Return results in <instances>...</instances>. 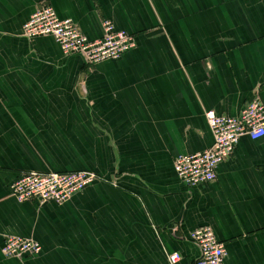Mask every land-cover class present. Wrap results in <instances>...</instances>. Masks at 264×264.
Listing matches in <instances>:
<instances>
[{
  "label": "crops",
  "instance_id": "0c3cea01",
  "mask_svg": "<svg viewBox=\"0 0 264 264\" xmlns=\"http://www.w3.org/2000/svg\"><path fill=\"white\" fill-rule=\"evenodd\" d=\"M52 7L89 40L102 22L136 39L117 61L86 65L22 26ZM264 102V0H0V264H195L191 232L210 227L224 264H264V138L239 140L216 182L182 185L173 168L213 138L205 114ZM93 172L67 203H18L21 174ZM6 237L37 258L2 255Z\"/></svg>",
  "mask_w": 264,
  "mask_h": 264
},
{
  "label": "built area",
  "instance_id": "2783aa9c",
  "mask_svg": "<svg viewBox=\"0 0 264 264\" xmlns=\"http://www.w3.org/2000/svg\"><path fill=\"white\" fill-rule=\"evenodd\" d=\"M21 31L22 36L30 42L39 38L53 39L64 57L78 56L88 66L117 61L137 46L132 34L114 31L112 23L107 20L102 22V36L91 41L72 20L59 19L49 5L37 8ZM205 119L212 134V146L198 154L179 156L173 164L179 182L189 189L216 182L218 167L233 156L241 138L248 137L252 141L264 138V102L259 92L245 104L237 117L208 111ZM98 180L93 172H26L10 184L9 192L21 204L61 206ZM188 240L199 250L195 264L225 263V245L218 241L210 227L196 229L189 234ZM4 241L2 255L6 259L25 261L37 258L41 253L40 245L33 240L6 237ZM180 258L177 253L170 254L168 262L177 264Z\"/></svg>",
  "mask_w": 264,
  "mask_h": 264
}]
</instances>
